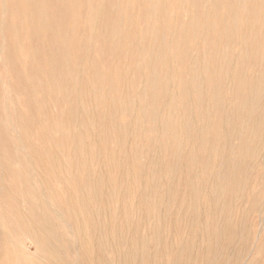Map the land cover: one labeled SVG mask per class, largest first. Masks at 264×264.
Here are the masks:
<instances>
[{
  "label": "bare ground",
  "instance_id": "1",
  "mask_svg": "<svg viewBox=\"0 0 264 264\" xmlns=\"http://www.w3.org/2000/svg\"><path fill=\"white\" fill-rule=\"evenodd\" d=\"M257 224L264 0H0V264H253Z\"/></svg>",
  "mask_w": 264,
  "mask_h": 264
},
{
  "label": "rangeland",
  "instance_id": "2",
  "mask_svg": "<svg viewBox=\"0 0 264 264\" xmlns=\"http://www.w3.org/2000/svg\"><path fill=\"white\" fill-rule=\"evenodd\" d=\"M259 226H260V229L258 228ZM262 226H263L262 224H257V226H256V230L257 231L259 230L258 231L259 232L258 233L259 239L260 238L262 239V236L264 237V231H263L264 226L263 227ZM193 253H195V251ZM258 254L254 257L253 264H264V248ZM198 259H199V257H198ZM181 264H185V263L182 262Z\"/></svg>",
  "mask_w": 264,
  "mask_h": 264
}]
</instances>
